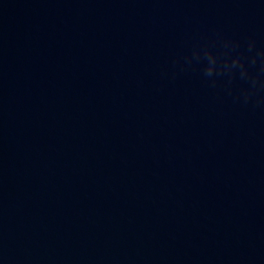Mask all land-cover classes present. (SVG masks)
Masks as SVG:
<instances>
[{
    "label": "water",
    "instance_id": "water-1",
    "mask_svg": "<svg viewBox=\"0 0 264 264\" xmlns=\"http://www.w3.org/2000/svg\"><path fill=\"white\" fill-rule=\"evenodd\" d=\"M0 264H264V0H0Z\"/></svg>",
    "mask_w": 264,
    "mask_h": 264
}]
</instances>
